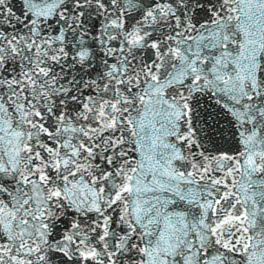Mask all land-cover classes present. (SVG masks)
<instances>
[{
  "label": "snow or ice",
  "instance_id": "obj_1",
  "mask_svg": "<svg viewBox=\"0 0 264 264\" xmlns=\"http://www.w3.org/2000/svg\"><path fill=\"white\" fill-rule=\"evenodd\" d=\"M0 264H264V0H0Z\"/></svg>",
  "mask_w": 264,
  "mask_h": 264
}]
</instances>
